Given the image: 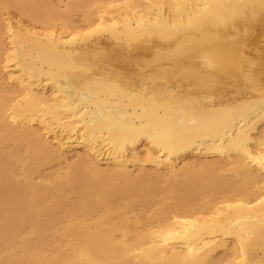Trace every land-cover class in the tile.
<instances>
[{
    "label": "bare ground",
    "instance_id": "1",
    "mask_svg": "<svg viewBox=\"0 0 264 264\" xmlns=\"http://www.w3.org/2000/svg\"><path fill=\"white\" fill-rule=\"evenodd\" d=\"M0 264H264V0H0Z\"/></svg>",
    "mask_w": 264,
    "mask_h": 264
},
{
    "label": "rangeland",
    "instance_id": "2",
    "mask_svg": "<svg viewBox=\"0 0 264 264\" xmlns=\"http://www.w3.org/2000/svg\"><path fill=\"white\" fill-rule=\"evenodd\" d=\"M51 1H52L54 4H57V0H51ZM72 1H73V0H66V3H71ZM60 10H61V11L64 10V5H62V7H61ZM9 12H10V13H16L15 10H13V11L10 10ZM72 19H73L75 22H77V23L82 22V14L79 13V12L73 13V15H72ZM56 169H57V168L54 167V166H48V167H45V168H43V169L41 170V172H42L41 176H42V175H49V174H52ZM23 177H24V174H21L20 179H22ZM38 181H40V180H38ZM71 198L74 199V196L71 195Z\"/></svg>",
    "mask_w": 264,
    "mask_h": 264
}]
</instances>
